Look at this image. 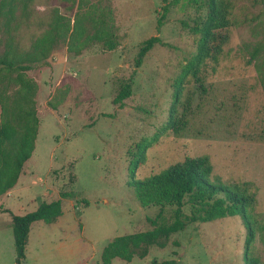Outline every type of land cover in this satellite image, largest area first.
Returning a JSON list of instances; mask_svg holds the SVG:
<instances>
[{
	"label": "rangeland",
	"instance_id": "rangeland-1",
	"mask_svg": "<svg viewBox=\"0 0 264 264\" xmlns=\"http://www.w3.org/2000/svg\"><path fill=\"white\" fill-rule=\"evenodd\" d=\"M230 4L228 41L217 63L209 62L201 93L185 83L178 106L185 128L168 132L146 151L132 174L136 145L166 122L172 84L196 51L190 28L200 13L189 0H0V59L29 70L0 72V97L19 102L21 72L37 87L39 121L35 148L15 187L0 197V264H17L11 213L25 215L59 201L53 223L31 225L21 264H102L103 249L117 237L158 230V244L143 256L111 264H244L246 229L239 217L193 221L185 204L142 207L128 187L185 158L206 156L218 180L254 195V240L248 256L264 264V0ZM167 8L157 33V21ZM205 12H201L204 15ZM59 24L77 29L58 38L45 58L41 42ZM104 30L106 40H91ZM158 36L139 68L140 44ZM82 44H85L82 47ZM130 86V95L120 99ZM0 106V120H2ZM174 226L175 231L164 230Z\"/></svg>",
	"mask_w": 264,
	"mask_h": 264
},
{
	"label": "trees",
	"instance_id": "trees-1",
	"mask_svg": "<svg viewBox=\"0 0 264 264\" xmlns=\"http://www.w3.org/2000/svg\"><path fill=\"white\" fill-rule=\"evenodd\" d=\"M167 0H163L166 2ZM200 13L194 26L190 28L197 37L196 51L188 59L180 74L174 80L172 103L168 111L166 122L150 140H143L136 145V151L130 161L132 174L139 165L145 162L146 151L154 145L161 136L168 132L179 134L186 126L184 115L178 113V106L185 89V83L193 80L201 93H205L203 85L208 63H217L218 57L228 41V29L230 27L229 8L230 4L225 0H189ZM167 8L163 7L162 18L157 21V33ZM201 12H205L204 15ZM69 35V49L78 55L82 48H73L75 35L78 39L82 35L77 34V29L70 30L55 24L51 27L48 35L42 40L40 55L45 58L51 50L53 43L60 37ZM104 30L96 31L91 40H106V46L112 47L113 43ZM85 44H82L84 47ZM165 46L158 36H152L143 41L138 49L135 66L139 68L145 56L155 47ZM29 70V66L16 62L6 57L0 59V72ZM22 90V95L13 108H9L7 102L0 97L2 120H0V197L12 190L18 182L24 164L30 159L35 148L39 121L36 117L34 98L37 93L36 85L27 80L23 73L16 77ZM126 92L120 96L125 99L130 95V86H126ZM264 94V86H263ZM189 99L182 105L186 110L189 108ZM212 165L206 156L185 158L182 162L169 166L165 170L142 180L134 178L128 182L133 195L142 207L160 206L175 207V217L181 214V209L188 204L191 209L193 221L208 223L227 217H239L246 229L244 244V264H257V261L248 256L249 246L254 240V230L251 224L250 211L255 203V197L247 189L239 190L238 187H230L220 181H213ZM62 215L60 202L41 204L35 211L25 215L11 213V223L16 251V263L21 264L25 258V247L31 225L36 222L46 224L53 223ZM175 231L174 226L164 230L165 233ZM158 230L137 233L130 236L117 237L110 242L102 251L101 263L111 264L112 260L120 259L130 262L134 256H143L142 247H150L158 244L160 236ZM153 264H177L172 262Z\"/></svg>",
	"mask_w": 264,
	"mask_h": 264
},
{
	"label": "crops",
	"instance_id": "crops-1",
	"mask_svg": "<svg viewBox=\"0 0 264 264\" xmlns=\"http://www.w3.org/2000/svg\"><path fill=\"white\" fill-rule=\"evenodd\" d=\"M10 191H11V190H10ZM10 191H9V192H10ZM9 192H8V193H9ZM3 196H4V195H3ZM1 197H2V196H1Z\"/></svg>",
	"mask_w": 264,
	"mask_h": 264
}]
</instances>
